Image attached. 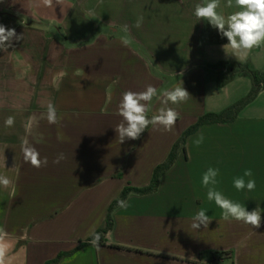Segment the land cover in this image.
<instances>
[{
  "label": "crops",
  "instance_id": "crops-1",
  "mask_svg": "<svg viewBox=\"0 0 264 264\" xmlns=\"http://www.w3.org/2000/svg\"><path fill=\"white\" fill-rule=\"evenodd\" d=\"M207 2L0 0V24L23 35L0 51V176L10 181L0 186L4 264H210L220 253L228 254V264H264V89L234 121L202 126L190 136L154 193L128 195L126 206L112 212L99 249L87 242L124 188L149 185L184 130L248 95V77L235 76L219 88L218 74L226 69L218 65L264 74V45L233 56L223 47L227 38L195 17V5ZM240 10L235 0L231 6L219 0L217 12L225 17ZM139 16L144 20L136 28ZM125 24L128 33L120 30ZM182 83L191 97L169 103L180 113L171 131L149 125L139 139L119 142L123 92L155 86L151 119L162 93ZM49 103L57 109L56 124L47 121ZM9 116L12 127L4 124ZM24 142L47 158L46 166L25 161ZM60 153L64 158L53 163ZM209 167L219 169L216 189L226 198L249 211L260 207V228L223 219L201 182ZM246 169L256 187L238 191L233 180ZM201 209L211 221L193 229Z\"/></svg>",
  "mask_w": 264,
  "mask_h": 264
},
{
  "label": "clouds",
  "instance_id": "clouds-1",
  "mask_svg": "<svg viewBox=\"0 0 264 264\" xmlns=\"http://www.w3.org/2000/svg\"><path fill=\"white\" fill-rule=\"evenodd\" d=\"M50 4L51 0H45ZM236 6L240 11H236L227 17L217 12L219 0H208L207 3H198L195 5L194 15L198 20H206L213 28L217 29L222 37L227 38L228 43L224 48H230L233 56H246L253 48L264 45V0H235ZM231 6V0H229ZM144 17L137 18L135 27H142ZM124 33L129 32L128 25H123L120 29ZM23 39L22 34H17L14 28H7L0 24V51L7 52L13 46V40L19 41ZM121 42L127 46L130 41L127 37H122ZM158 96L157 88L151 84L147 85L142 91H125L122 93V99L118 105V114L122 117L121 122L115 127L120 143L126 139L137 140L141 134L152 125L159 127L164 131H171L175 126L180 113L169 107V103L179 105L186 102L190 97V93L183 87V83L175 86L171 90H165L162 93V106L158 113L148 118V104L154 97ZM47 121L49 124L59 122L57 109L54 104L47 105ZM15 118L9 116L4 124L6 127L14 126ZM204 137L202 134L195 140L197 146L203 143ZM22 152L26 162L30 163L34 168L46 166L47 158H40L38 150L27 142L22 144ZM63 154L60 153L53 163H60L63 159ZM219 169L209 167L202 176V185L207 189V199L214 201L215 204L222 209L223 219L235 220L245 225L251 226L253 229L261 227L262 216L261 209L257 206L254 210H247L246 207L238 202H234L226 198L224 194L216 189L218 183L217 177ZM248 177L249 179H245ZM253 177L251 169H246L242 176L236 177L233 180V185L238 191L247 189L253 191L256 187V181ZM10 181L5 176H0V186L7 188ZM118 206L125 207L126 201L119 200ZM210 218L206 211L201 209L193 217L191 227L199 229L201 225L204 228L208 227ZM100 234L92 232L91 245L99 249ZM5 247L0 243V264H4Z\"/></svg>",
  "mask_w": 264,
  "mask_h": 264
},
{
  "label": "trees",
  "instance_id": "trees-1",
  "mask_svg": "<svg viewBox=\"0 0 264 264\" xmlns=\"http://www.w3.org/2000/svg\"><path fill=\"white\" fill-rule=\"evenodd\" d=\"M218 67H222L226 69L225 74H221V73L218 74L217 86L219 88L226 85L235 76L248 77L252 81V87H251L250 92L244 99L240 100L236 104L232 105L231 107L227 108L226 110L220 113L204 114L203 116L199 117L193 125H191L186 130H184L182 134L180 135V137L178 138V140L172 146L170 153L168 154L166 160L162 164L155 167V169L153 170L150 183L147 187H144V188L126 187L122 190L119 197L109 206L105 220L102 226L96 232V233H99L101 237L100 245L103 243L104 236L108 232L111 231V228H112L111 215H112V212L118 207L119 200L125 201L127 196L130 194L144 196V195H149V194L154 193L158 188L160 178L174 164L178 153L181 150H183L186 144V141L190 136L195 134L199 130V128H201L202 126L226 124V123H230L234 121L238 112L248 103H250L262 89H264V74L260 72L252 71L248 67L244 65L236 64V63H231L228 65L220 64L218 65ZM91 239L92 237L87 242H90ZM83 246L84 244L80 243L77 249H80ZM214 255L220 257V260L222 259V257L226 259H228L229 257L228 254L226 253H220V254H214ZM59 258L60 257L55 259L52 263H57ZM210 264H217V263H210Z\"/></svg>",
  "mask_w": 264,
  "mask_h": 264
},
{
  "label": "rangeland",
  "instance_id": "rangeland-1",
  "mask_svg": "<svg viewBox=\"0 0 264 264\" xmlns=\"http://www.w3.org/2000/svg\"><path fill=\"white\" fill-rule=\"evenodd\" d=\"M224 259H225V260H224ZM226 260H227L226 258H222L221 260H220V258H219L217 264H228Z\"/></svg>",
  "mask_w": 264,
  "mask_h": 264
},
{
  "label": "built area",
  "instance_id": "built-area-1",
  "mask_svg": "<svg viewBox=\"0 0 264 264\" xmlns=\"http://www.w3.org/2000/svg\"><path fill=\"white\" fill-rule=\"evenodd\" d=\"M223 258V257H222Z\"/></svg>",
  "mask_w": 264,
  "mask_h": 264
}]
</instances>
